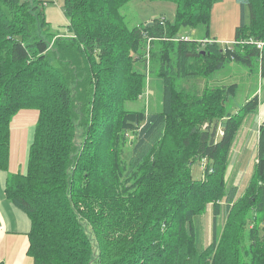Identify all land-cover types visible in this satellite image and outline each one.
<instances>
[{"label":"trees","instance_id":"trees-1","mask_svg":"<svg viewBox=\"0 0 264 264\" xmlns=\"http://www.w3.org/2000/svg\"><path fill=\"white\" fill-rule=\"evenodd\" d=\"M60 1L67 31L45 41L35 34L47 25L41 0H0L1 170L12 118L38 113L26 172L10 174L4 190L30 219L26 255L33 264H264V122L244 197L235 171L225 181L239 127L262 100L229 111L236 84L201 93L186 84L231 63L256 62L264 76V48L250 43L264 42V0H237L238 44L223 47L178 36L208 29L221 0H147L173 3L174 24L131 28L121 9L133 0ZM149 76L160 80V111L126 109ZM229 232L237 244L228 252Z\"/></svg>","mask_w":264,"mask_h":264},{"label":"rangeland","instance_id":"rangeland-1","mask_svg":"<svg viewBox=\"0 0 264 264\" xmlns=\"http://www.w3.org/2000/svg\"><path fill=\"white\" fill-rule=\"evenodd\" d=\"M43 18L47 23L45 30L37 22L36 35L40 39L48 41L50 36H62L67 31V20L62 12V2L55 0L49 2L42 7ZM121 14L125 18V22L129 28L140 26L144 23H149L152 20L163 17L170 24L175 22V5L165 1H147L133 0L121 9ZM245 20H248V11L245 12ZM240 22V6L237 0H221L212 6L210 12V21L208 29L205 26H197L196 28H180L178 36L188 37L191 40L203 41L208 38L223 47L226 44L233 43L235 39V28ZM208 32V33H207ZM207 33V34H206ZM54 40V39H53ZM52 43V41H50ZM51 47V46H49ZM137 70H142L141 64L134 65ZM249 70L246 67L231 63L224 69L210 75L208 78L189 80L186 82L188 87L193 88L197 93H201L206 88H215L236 84L237 90L234 98L229 100V111L234 108L243 106L254 96L259 99H264V76H261L256 62H253ZM144 95L140 96L134 103L126 102L124 107L128 110H140L145 108L146 112H157L161 109L162 92L160 90V80L149 76L145 85ZM254 114L246 115L239 127L238 133L244 136V133L253 134L249 147H253L257 138L254 131ZM38 113L36 110L19 111L12 118V131L9 141V167L15 173L26 172V160L28 147L32 142L34 127L37 122ZM25 120V122H23ZM26 124V126H23ZM11 125V124H10ZM241 132V133H240ZM237 137V136H236ZM258 141V140H257ZM247 156L241 158L239 164L229 160L228 167L225 173V181L231 179L232 173L236 171V178L233 180L234 186L237 187V198L244 197L245 189L249 184V180L254 172L256 164V155L251 157V151H246ZM236 169V170H235ZM191 174L194 179H201L203 172L201 166L195 163L192 165ZM201 224L203 228L202 241L203 246H207L211 237V209L210 206L201 216ZM247 229H252V224L246 226ZM261 232H259L260 234ZM233 232L228 233V238L223 239V250L231 251L233 246L237 244L233 239ZM241 238H245L242 236ZM222 258V257H221Z\"/></svg>","mask_w":264,"mask_h":264},{"label":"crops","instance_id":"crops-1","mask_svg":"<svg viewBox=\"0 0 264 264\" xmlns=\"http://www.w3.org/2000/svg\"><path fill=\"white\" fill-rule=\"evenodd\" d=\"M254 115L256 141L253 147H249L253 134L244 133V136L242 134L237 135L229 153V160L231 158L236 164L241 163L240 159L247 156V150L251 151V157L254 154L257 157L258 130L264 122V100L261 101ZM10 124L11 135L12 121ZM23 126H26V124ZM11 173L14 172L10 170L8 161V168L6 170L0 169V264H33L32 259L26 255L28 233L31 227L30 219L25 212L11 204L4 193L7 177Z\"/></svg>","mask_w":264,"mask_h":264},{"label":"built area","instance_id":"built-area-1","mask_svg":"<svg viewBox=\"0 0 264 264\" xmlns=\"http://www.w3.org/2000/svg\"><path fill=\"white\" fill-rule=\"evenodd\" d=\"M41 1L44 3V5H46V3H49V2H54V0H41ZM161 22H163V20H161ZM181 40L187 41L188 37H181ZM212 42H213V40H210V39L202 41V43H212ZM250 43L255 45V47L260 51L264 48V42H262V41L250 42ZM233 44H238V43L233 42V43H229L226 45H233Z\"/></svg>","mask_w":264,"mask_h":264},{"label":"water","instance_id":"water-1","mask_svg":"<svg viewBox=\"0 0 264 264\" xmlns=\"http://www.w3.org/2000/svg\"><path fill=\"white\" fill-rule=\"evenodd\" d=\"M150 24H152V23H150ZM150 24H149V25H150Z\"/></svg>","mask_w":264,"mask_h":264}]
</instances>
